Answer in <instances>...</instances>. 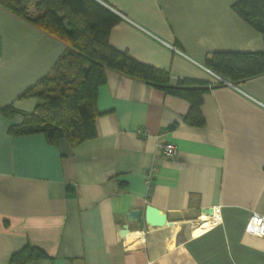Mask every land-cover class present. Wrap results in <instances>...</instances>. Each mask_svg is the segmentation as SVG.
<instances>
[{
  "label": "crops",
  "instance_id": "0c3cea01",
  "mask_svg": "<svg viewBox=\"0 0 264 264\" xmlns=\"http://www.w3.org/2000/svg\"><path fill=\"white\" fill-rule=\"evenodd\" d=\"M100 1L119 16L112 47L167 71L170 85L209 86L203 124L185 120L187 99L113 70L97 88L96 135L75 146L14 136L22 116L0 111V264H264V237L244 231L264 215V74L229 81L204 64L216 51H264L262 34L237 0ZM65 47L0 7V109L31 112L37 98L19 95ZM148 204L170 224L145 223ZM215 206L221 222L195 233ZM24 246L43 256L11 260Z\"/></svg>",
  "mask_w": 264,
  "mask_h": 264
},
{
  "label": "trees",
  "instance_id": "16d2710c",
  "mask_svg": "<svg viewBox=\"0 0 264 264\" xmlns=\"http://www.w3.org/2000/svg\"><path fill=\"white\" fill-rule=\"evenodd\" d=\"M100 0H0V7L55 37L65 44L52 69L19 97H35L31 112H22L11 105L0 111L6 116L20 114L21 123L8 128L14 136L41 133L50 145L65 139L75 146L96 135L95 118L97 88L105 80L106 70L142 80L189 102L185 117L191 124L201 125L199 111L202 94L209 89L205 82L179 79L168 84L163 69L139 62L127 52L108 42L110 28L119 21ZM234 10L263 36L264 0H237ZM205 66L229 81H239L264 74V51H216L208 55ZM43 256L30 246L11 255L23 263Z\"/></svg>",
  "mask_w": 264,
  "mask_h": 264
},
{
  "label": "built area",
  "instance_id": "2783aa9c",
  "mask_svg": "<svg viewBox=\"0 0 264 264\" xmlns=\"http://www.w3.org/2000/svg\"><path fill=\"white\" fill-rule=\"evenodd\" d=\"M158 148L161 154L166 158H171L176 153V146L174 145V143L169 141L160 143ZM208 218L210 219H208L209 225L207 227L219 224L221 222L220 206L212 207V214ZM244 231L247 234L264 237V215L256 212L251 213L244 227Z\"/></svg>",
  "mask_w": 264,
  "mask_h": 264
},
{
  "label": "water",
  "instance_id": "95a60500",
  "mask_svg": "<svg viewBox=\"0 0 264 264\" xmlns=\"http://www.w3.org/2000/svg\"><path fill=\"white\" fill-rule=\"evenodd\" d=\"M101 3L105 5V3H103L102 1ZM139 214H140L139 210H130L127 212L126 218L128 221L132 222L139 216ZM207 214L208 215L212 214L211 208L207 210ZM144 221L150 226H158V227L164 226L166 224H170V221L167 220V216L164 212L149 204L146 205L144 209ZM122 232H128L127 225H124Z\"/></svg>",
  "mask_w": 264,
  "mask_h": 264
},
{
  "label": "bare ground",
  "instance_id": "6f19581e",
  "mask_svg": "<svg viewBox=\"0 0 264 264\" xmlns=\"http://www.w3.org/2000/svg\"><path fill=\"white\" fill-rule=\"evenodd\" d=\"M203 219H204V221L201 222L202 224H199V225H197V226L194 228V229H195V230H194L195 233L199 232L200 230L204 229L205 227H207V226L209 225V223H208L207 220H206V217H204Z\"/></svg>",
  "mask_w": 264,
  "mask_h": 264
}]
</instances>
